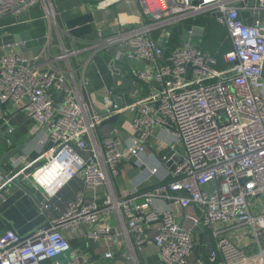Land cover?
Here are the masks:
<instances>
[{
  "label": "built area",
  "instance_id": "obj_1",
  "mask_svg": "<svg viewBox=\"0 0 264 264\" xmlns=\"http://www.w3.org/2000/svg\"><path fill=\"white\" fill-rule=\"evenodd\" d=\"M138 1L143 14L136 25L107 38L100 33L108 44L122 40L127 47L126 58L150 64L135 72L141 81L154 84L149 96L138 97L137 102L125 106L115 102L113 88L105 97L114 111L138 109V115L128 120L126 128L139 135H131L128 143L105 136L91 149L92 156L86 157L81 151L90 149L87 136L95 134L102 121L101 112L89 109L79 89L56 65L41 69L34 60L13 50L0 56V102L15 106L25 100L22 108L27 116L49 129V147L19 174L42 190L44 207L50 206L49 200L70 179L81 175L85 182L65 213L47 226L27 236L14 229L0 232V264H43L46 260L49 264H89L72 248L62 228L98 222L107 209L123 212L140 247L153 241L163 264H190L198 246L196 232L179 220L172 209L152 207L164 197L174 198L184 209L194 204L202 208L201 219L196 223L213 229L222 255L219 260L217 252L212 251L210 264L251 261L246 249L227 233L243 226L250 230L264 260V22L257 16L252 23H246L241 16L242 8L263 11L264 0H256L253 6L248 0ZM37 4H42L59 32L56 0H0V15L12 13L24 18ZM204 13H220L216 18L232 39L233 48L224 54L231 64L226 69L215 67V57L194 43L195 28L184 24ZM177 26L183 29L181 44L167 54L168 38ZM156 33L159 34L155 36ZM82 43L84 46L78 47L60 40L59 51L53 53L51 60L65 58L70 62L83 50L97 46L93 42ZM54 89L65 93L61 102L56 101ZM169 120L184 144L173 179L136 194H107L102 207L96 201L85 200L89 189L119 174L122 158L144 152L155 126L166 125ZM13 132L10 126L9 134ZM19 174H12L8 180ZM0 182L5 183L1 173ZM140 197L144 201L137 202ZM154 219H160V225L152 235L148 228ZM110 234L111 226L106 224L89 235L99 238ZM63 254L67 257L61 258Z\"/></svg>",
  "mask_w": 264,
  "mask_h": 264
},
{
  "label": "crops",
  "instance_id": "obj_2",
  "mask_svg": "<svg viewBox=\"0 0 264 264\" xmlns=\"http://www.w3.org/2000/svg\"><path fill=\"white\" fill-rule=\"evenodd\" d=\"M255 2L256 0H248L251 6ZM56 3L60 12L59 32L46 16L42 4L32 7L24 18L19 19L12 13L0 15V56L13 50L34 60L41 69H51V65H56L62 69L73 86L79 89L80 96L88 103L89 109L101 112L102 121L95 134L87 136L90 149L81 151L89 157L93 154L91 149L96 143L100 144L105 136H115L128 143L134 134H131L126 125L128 120H133L138 115V109L114 111V108L105 102L109 89L115 90V102L119 104L116 98H120L119 105L122 106L135 103L138 97H147L154 90V84L141 81L135 73L138 68L150 65L149 62L126 58L127 47L122 40L108 44L103 38L136 25L143 13L138 0H56ZM241 16L246 23H252L257 16L264 22V10L258 13L251 8H242ZM213 17L217 20L216 16ZM196 18L191 20L195 21ZM189 20L184 24L186 25ZM190 27L195 28L194 43L201 48V43L207 35L206 28L199 24L188 26ZM222 27L227 30L224 25ZM182 32L181 28V34ZM226 35L225 38L231 39L229 33ZM213 36L217 34L213 33ZM60 40L66 45L76 44L78 47L84 46L82 41L97 43V46L92 50H83L77 59L70 62L65 58L51 60L53 53L59 51L57 44ZM228 47L227 51L233 48L232 39ZM225 62L226 67L231 65L228 61ZM116 77L118 80H115ZM124 78L130 79L131 82L125 84ZM54 95L56 101L61 102L65 93L54 89ZM10 126L14 128L12 135L9 134ZM175 130L176 126L171 120L166 125L157 124L147 138L146 150L138 156L122 158L119 163V174L115 177L110 176L106 183L97 188L89 189L85 200L96 201L102 207L107 194L115 196L136 194L175 176L178 161L175 157L184 151L183 141ZM48 132L47 126L29 118L23 108L0 102V158L10 152L16 153L3 162L9 174H19L29 163L42 157L49 147ZM138 135L139 132L134 134L136 137ZM10 136L12 141H9ZM156 166L158 170L154 171L153 168ZM0 173L5 182H0V232L14 229L23 236L31 234L64 214L70 202L85 187L83 176H76L49 200V207H44L45 196L31 179L19 174L21 177L19 183L13 179L8 180L7 174L1 171ZM24 186L32 190L33 194ZM177 193L179 192L171 194ZM141 201H144L143 197L137 199V202ZM152 207L158 210L172 209L179 220L196 232L198 246L190 264H200L199 260L203 262L202 264H210L209 255L212 251H216L218 259L221 260L222 255L213 229L196 223L202 216L201 207L194 204L184 209L175 203L172 197L161 198ZM106 224L111 226L110 236L101 235L94 238L89 235ZM159 225L160 219L150 221L148 231L153 235ZM230 230L227 231L228 235L234 237L251 255L248 264H264L260 248L253 242L250 230L246 226ZM62 231L72 248L89 264H163L159 249L153 241L146 242L142 247L137 244L136 236L129 229L127 219L120 210H104L98 222H82L78 227H63ZM108 252L112 255L108 256ZM66 257L67 254L61 256Z\"/></svg>",
  "mask_w": 264,
  "mask_h": 264
},
{
  "label": "trees",
  "instance_id": "obj_3",
  "mask_svg": "<svg viewBox=\"0 0 264 264\" xmlns=\"http://www.w3.org/2000/svg\"><path fill=\"white\" fill-rule=\"evenodd\" d=\"M193 24L203 25L206 28V37H204L201 43V49L205 51H209L217 60L216 67L218 69H226L228 67L224 60V53L229 48V42L231 43V39L225 38L228 34L227 30H225L222 25L211 15L210 13L204 14L194 20L187 21V26H191ZM213 33H216L217 36H213ZM159 33H156L157 36ZM230 40V41H229ZM181 44V26H177L172 31L171 35L168 38V43L166 44V53L169 54L171 50L180 46ZM175 177V176H173ZM173 177L168 178L169 181L173 179ZM151 188V187H150ZM150 188L144 189L142 192L149 190ZM50 261H45L43 264H49Z\"/></svg>",
  "mask_w": 264,
  "mask_h": 264
},
{
  "label": "water",
  "instance_id": "obj_4",
  "mask_svg": "<svg viewBox=\"0 0 264 264\" xmlns=\"http://www.w3.org/2000/svg\"><path fill=\"white\" fill-rule=\"evenodd\" d=\"M221 14L220 13H218L216 16H220ZM115 80H118V77H116L115 78ZM131 82V80L130 79H128V78H124V83L125 84H129ZM116 100H117V102L120 104L121 103V100H120V98H116ZM14 153V152H13ZM14 154H16V153H14ZM14 154H12L11 152L10 153H7V154H5L3 157H1L0 158V171L1 172H3L4 174H7L9 177H12V175L11 174H9V170H8V168H6L4 165H3V162H4V160H6V159H8L9 157H11L12 155H14ZM16 156H18V155H16ZM177 160L179 159V156H176L175 157ZM20 178L21 177H19V176H15V177H13V180L15 181V182H21L20 181ZM31 194H33V191L32 190H30L29 188H27L26 186H24ZM48 224H46V225H43L42 227H45V226H47Z\"/></svg>",
  "mask_w": 264,
  "mask_h": 264
},
{
  "label": "rangeland",
  "instance_id": "obj_5",
  "mask_svg": "<svg viewBox=\"0 0 264 264\" xmlns=\"http://www.w3.org/2000/svg\"><path fill=\"white\" fill-rule=\"evenodd\" d=\"M25 100H22L18 105L17 107H20L22 108L24 105H25ZM261 204L264 206V197L261 198ZM258 207L260 208V211H262L261 207H260V202L258 203ZM258 208V209H259Z\"/></svg>",
  "mask_w": 264,
  "mask_h": 264
}]
</instances>
